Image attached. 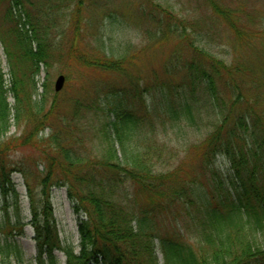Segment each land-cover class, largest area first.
<instances>
[{
    "label": "trees",
    "instance_id": "16d2710c",
    "mask_svg": "<svg viewBox=\"0 0 264 264\" xmlns=\"http://www.w3.org/2000/svg\"><path fill=\"white\" fill-rule=\"evenodd\" d=\"M140 1L144 48L163 46L168 57L159 69L134 72L127 64L137 50L106 53L100 35L99 53L76 59L103 77L63 110L62 89L53 87L48 101L35 85L41 66L50 65L51 33L61 20L79 23L81 10L103 14L91 18L97 29L106 18L115 27L116 13L107 0H0L8 66L7 78L0 66L2 208H18L17 172L39 242L37 264H60L55 249L65 264H158L157 248L163 264H264V0ZM195 13L222 23L229 61L212 50L221 32ZM167 122L196 139L170 146L160 137ZM21 123L20 135L7 137ZM45 128L48 135L38 137ZM17 149L21 155L12 156ZM56 188L81 214L77 253L58 241ZM189 223L193 240L175 228ZM13 249L20 262L19 248L0 245L7 263Z\"/></svg>",
    "mask_w": 264,
    "mask_h": 264
},
{
    "label": "rangeland",
    "instance_id": "374dc122",
    "mask_svg": "<svg viewBox=\"0 0 264 264\" xmlns=\"http://www.w3.org/2000/svg\"><path fill=\"white\" fill-rule=\"evenodd\" d=\"M140 3V0H107L108 8L116 13V18H118L116 20L118 24H115V27L107 24L108 18H106V20L104 21V26L103 24L101 26V23H99L98 25L101 26V29L96 28V24L93 23V19L91 18L96 17L98 19H101V16H103L101 12V15H98L97 13L94 14V12L89 13L85 10H81L79 14V23H77L76 25L72 24L69 26V22L67 20L68 18L66 20H61V25L53 30L50 37V39L52 40L51 42L53 48V51L50 52V65L46 68H44V66H41L39 74L35 77L38 99L42 97L40 94L45 90V94L43 95L46 96L49 101V97L52 94L53 90V83L56 77L59 74H62L65 77V81L62 87L61 94L58 95L56 100L59 105L64 108L63 110H65L68 108V106L66 105L72 102L73 97H76L77 94L79 95V92L82 91V88L86 87V89H88V85H90V82L102 79L101 77L103 76H101L102 74L100 72H96L94 70L91 71L89 68H85L81 64V62H78L79 60L76 59L79 54H85L87 51L90 54H98L99 50L95 48V43L100 35L105 37V47H103V51L106 53L109 52V49L115 50L118 47L119 51L124 50L126 53H128V49L137 50V52L135 51V56H133V59L131 60L132 63L127 64L130 65L131 70H133L134 72H141L147 69L149 71H151V69H159L162 61L168 57V53L165 54V49L163 46H160V48H153L149 50L144 48L147 39L145 38L141 29L142 26H145L147 22H145L144 18L139 17V7L141 5ZM179 13L180 15H183V13L190 14L188 10L179 11ZM195 14L198 17L208 19L214 26V28L216 27L215 29L221 32L222 40L221 34L219 33L220 38H215V42L214 44H212V50L216 55H219L229 61V53L231 52V49L229 45L226 44V42H223L227 41V33L225 31V28L222 26V23L218 22L217 19L209 17V13ZM120 20H125L124 25H121L122 22ZM92 34H94L95 36L94 40L90 36ZM0 64L2 71L5 73V75L3 76L7 78L8 66L1 43ZM44 83L46 88L41 85ZM8 101L12 103V98L10 96H8ZM150 101L151 99L149 98L148 93L144 94V102L147 107L150 106ZM139 107L140 104L136 106L137 111H139L138 113L144 112L143 109L138 110ZM201 112H204V108L201 109ZM149 114L151 116V113ZM200 119H202L203 122H206L208 118L201 114ZM196 121L198 122L197 118ZM197 124L199 126V122ZM166 125L167 127L165 133L164 131H162L163 129L160 130V137L166 141H169V145L173 146L174 148L180 145L181 140L188 139L189 141V139H196V137L193 135L191 136L190 133L186 134L183 132L184 135L177 134L178 131L176 129L174 130L169 128L168 122ZM200 125H202V122H200ZM25 126V123H21L19 127L12 124L9 128V132L7 133V137H18L20 135V130ZM48 133L49 129L45 128L38 134V137H41L42 135V137L45 138ZM14 153L15 154L11 155L18 157L19 155H21V150L17 149V151H15ZM179 154L182 155V153ZM179 154L176 156H178L181 160L182 156H180ZM174 159L176 160V157L173 158V161L171 162L175 163ZM12 178L16 185V191L19 193L18 200H16L18 208L16 209L15 205H12L8 208L7 213L4 212L2 208V196L0 193V245H5V243H8L11 244L12 247H17V249L19 248L21 261L18 263V260L14 253V251L16 250L13 249L9 252V256L7 257V260L9 259V262L11 261L10 264H37L36 256L38 254L37 252L39 242H37L36 239L33 238V229L27 222L30 219V211H28L29 207L25 190L26 188L19 173L13 172ZM50 200L53 206V214L56 219L59 238L58 241H60V245H71L74 248L73 251L77 253L80 248L78 222L79 218H81V214L75 213L72 209V202L67 199L65 188L53 189ZM17 216H19V221L17 219ZM177 226L178 227L175 228L179 231V234H181V236L193 240L190 237L192 236L191 234H194L195 231V229L192 227V224L189 223L186 225ZM53 252H55L60 264H65V255L58 249H55V251ZM156 258L158 264H163L162 256L158 248L156 249ZM1 259H5V261L3 263H1L2 261H0V264H8L6 262V257L4 254L0 255V260ZM92 264H95V262H92Z\"/></svg>",
    "mask_w": 264,
    "mask_h": 264
},
{
    "label": "water",
    "instance_id": "95a60500",
    "mask_svg": "<svg viewBox=\"0 0 264 264\" xmlns=\"http://www.w3.org/2000/svg\"><path fill=\"white\" fill-rule=\"evenodd\" d=\"M64 81H65V77H64V75H62V74H59L57 77H56V79H55V81H54V90L55 91H61V89H62V87H63V84H64Z\"/></svg>",
    "mask_w": 264,
    "mask_h": 264
}]
</instances>
